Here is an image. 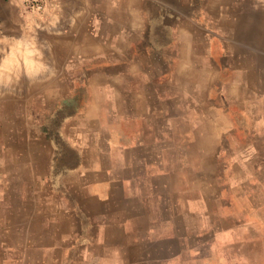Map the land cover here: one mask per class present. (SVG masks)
Masks as SVG:
<instances>
[{
	"label": "crops",
	"instance_id": "crops-1",
	"mask_svg": "<svg viewBox=\"0 0 264 264\" xmlns=\"http://www.w3.org/2000/svg\"><path fill=\"white\" fill-rule=\"evenodd\" d=\"M42 1L0 0V68L31 53L95 96H61V150L36 91L0 96V264H264V96L239 73L220 124L197 57L264 54V0Z\"/></svg>",
	"mask_w": 264,
	"mask_h": 264
},
{
	"label": "rangeland",
	"instance_id": "rangeland-1",
	"mask_svg": "<svg viewBox=\"0 0 264 264\" xmlns=\"http://www.w3.org/2000/svg\"><path fill=\"white\" fill-rule=\"evenodd\" d=\"M155 39H162V38L154 37L153 40ZM29 55L30 53H22V54L9 53L7 54V58L5 62L6 68H3V67L0 68V96H3L4 94L6 96H14L15 93H22V96H26L31 91L32 93L36 91L37 96H38V112H39L38 119H37L38 120L37 121L38 131L39 133L41 132V135H42V132H45V131H48L51 136L55 135V140L57 138L55 142L57 143V145L60 147V150H61L62 149L61 146L63 145L64 142L62 141L60 137H58L57 132L59 131L61 120L63 119L64 114H66L71 107L70 105H68L67 101L62 100L61 96H69V94L72 93L73 91L77 92L78 94H81V96H95L93 93L94 91L91 88V86H88L87 84L77 85V80H76V83H73L71 79V84L70 83L61 84L59 82L60 79L58 77L62 76L63 72L66 73V70L64 71L61 69H46V68H41V67H38L37 70L28 69L33 66L32 64L29 63V60H30ZM37 55H38L39 65H40L41 61L43 60V58L41 57H44V55L40 52ZM197 57H198L199 63L201 62L205 64L210 63V66L212 68V69H209V68H206V66H204L202 68L200 67L199 69V71H202L204 73L203 75H200V77H202L203 80L201 81L202 86L200 84L198 85L199 96H201L202 94L203 96H217L219 99H223V101L221 102L219 101V103L221 104H218L217 100L215 99L213 101L208 100L206 105L200 104L199 109H202V110L208 109V108L213 109V113H215L216 116L219 113L218 115L220 117V124H224V125L227 124V122H224L225 117L223 118V116L225 115L223 114V112L220 113V111H215V110L221 109V107L222 109H225V108L227 109L228 107L233 108L234 104L232 103L234 102L231 99V97H227V96H239L237 93L236 87L235 88L232 87L235 83H237L239 73L242 79L245 81L244 88L246 89L245 90L246 94L244 96H264V54L263 53H245L244 54V53L238 52L237 50H235V52L222 53L221 51L217 52L215 50L213 52L199 51L197 52ZM24 58H26L25 61H24ZM244 58L250 61V67L241 68V69L236 68L238 59L243 60ZM18 59L20 60V62ZM257 61H259L260 63L263 62V65L257 66L260 68H253L252 65H254V62H257ZM19 63L20 65H22L21 68L23 67L21 70L17 69L19 67ZM220 64H222V66L224 67H221ZM216 65L218 66L213 68V66H216ZM21 71L23 75L29 73L30 71L32 72L34 71V73L36 71L38 75L37 84L34 85V84H30V82H26L27 80H24V76L20 78L22 80L20 81L21 83L19 85L14 84V79H15L14 77L17 76ZM76 73H79L78 77L82 79L85 75H87L86 72L83 73V71L81 72V70H76ZM52 77H53L52 83H47V82H50ZM256 77L258 80H255ZM17 79H19V75ZM253 81H255L258 86L257 85L253 86V83H254ZM79 82L81 81L79 80ZM185 83H189V82L185 81ZM259 83H260V86H259ZM183 84H184V81H183ZM51 89H53V91H51ZM46 96H53V98L51 99ZM252 100L253 98H251L250 101ZM220 105H223V106H220ZM52 106H53V109L57 110V112L55 111L54 117L50 118L48 116V112H49L48 109ZM63 109L65 111H63ZM226 120L227 119L225 118V121ZM215 122H216V118H215ZM247 124L248 122L246 120L245 122L242 123V126L245 127ZM236 125L240 126L238 124ZM247 135H248L247 133L242 134L241 131L231 134L232 137L238 136L240 138L245 137ZM48 136L46 135V137ZM216 136H220V134L217 133V135L215 134L213 136V142L219 145L220 139ZM214 151L216 152L217 150L214 149ZM218 151L221 152L222 150L219 149ZM41 153L45 154V149H39V157H41L40 156ZM38 168H39V174L42 173V171H44L45 169L44 164H40L39 162Z\"/></svg>",
	"mask_w": 264,
	"mask_h": 264
},
{
	"label": "built area",
	"instance_id": "built-area-1",
	"mask_svg": "<svg viewBox=\"0 0 264 264\" xmlns=\"http://www.w3.org/2000/svg\"><path fill=\"white\" fill-rule=\"evenodd\" d=\"M42 2V0H25V6L28 10H40L42 8Z\"/></svg>",
	"mask_w": 264,
	"mask_h": 264
},
{
	"label": "bare ground",
	"instance_id": "bare-ground-1",
	"mask_svg": "<svg viewBox=\"0 0 264 264\" xmlns=\"http://www.w3.org/2000/svg\"><path fill=\"white\" fill-rule=\"evenodd\" d=\"M2 5V4H1ZM28 10V9H27ZM45 10V9H44ZM53 10V9H52ZM53 13V12H52ZM30 18H32V17H30ZM37 18V17H36ZM33 19V18H32ZM3 23V22H2ZM33 24V23H32ZM29 25H31V24H29ZM58 28V27H57ZM11 29V28H10ZM33 30V29H32ZM10 31V30H9ZM31 31V30H30ZM30 35V34H29ZM47 35V34H46ZM25 37V36H24ZM8 39V38H7ZM9 40V39H8ZM28 40V39H27ZM37 44V43H36ZM27 45V44H26ZM34 46H36V45H34ZM31 54V53H30ZM44 54V53H43ZM25 55V54H24ZM21 56V55H20ZM19 59H21V58H19ZM18 59V60H19ZM23 59V58H22ZM25 59L26 58H24V61H25ZM17 60V61H18ZM29 60V59H28ZM32 61V60H31ZM19 62H20V60H19ZM22 62V61H21ZM18 63V62H17ZM26 63V62H25ZM15 64H16V62H15ZM22 64V63H21ZM24 64V63H23ZM33 65V64H32ZM14 66V65H13ZM19 66H20V64H19ZM22 66V65H21ZM23 68V67H22ZM43 71V70H42ZM19 75V74H18ZM51 75V74H50ZM27 76V75H26ZM24 82V81H23ZM14 89V88H13ZM16 90V89H15Z\"/></svg>",
	"mask_w": 264,
	"mask_h": 264
}]
</instances>
